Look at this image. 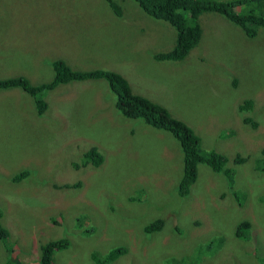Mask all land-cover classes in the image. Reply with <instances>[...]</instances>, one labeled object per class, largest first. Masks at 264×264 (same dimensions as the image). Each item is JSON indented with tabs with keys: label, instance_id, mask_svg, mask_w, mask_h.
Returning a JSON list of instances; mask_svg holds the SVG:
<instances>
[{
	"label": "rangeland",
	"instance_id": "374dc122",
	"mask_svg": "<svg viewBox=\"0 0 264 264\" xmlns=\"http://www.w3.org/2000/svg\"><path fill=\"white\" fill-rule=\"evenodd\" d=\"M109 2L0 0V79L47 83L53 60L113 71L188 126L202 153L222 155L232 184L197 164L188 194L177 196V142L120 115L103 80L46 92L41 115L19 89L0 90V264H36L39 246L60 238L68 246L52 264H94L92 254L118 247L110 264H264V30L246 37L203 13L185 58L156 61L174 30L131 0ZM243 100L250 112L238 109ZM92 147L98 167L83 159ZM155 220L161 228L144 231ZM241 222L247 239L234 236Z\"/></svg>",
	"mask_w": 264,
	"mask_h": 264
},
{
	"label": "trees",
	"instance_id": "16d2710c",
	"mask_svg": "<svg viewBox=\"0 0 264 264\" xmlns=\"http://www.w3.org/2000/svg\"><path fill=\"white\" fill-rule=\"evenodd\" d=\"M142 10L143 14L169 25L175 32L174 44L171 50L156 54V61H180L188 54L200 38L201 30L198 17L203 13H213L223 17L232 25L238 27L246 37H254L258 29L264 30V1L263 0H131ZM109 2V0H108ZM110 3V2H109ZM118 14L114 4H110ZM52 79L47 83L33 85L23 76H14L0 79V90L19 89L32 100L35 113L41 115L46 109L44 94L59 85L71 82L103 80L110 93L113 94L114 108L126 119L141 120L146 126L170 134L177 142L181 153V175L176 185L177 196L188 194L189 188L196 177L197 164L207 166L214 173H222L229 185L232 184L231 170L225 169V158L214 152L202 153L199 150V140L180 120L172 117L160 105L150 102L142 96L131 92L126 80L113 71L100 69L77 71L71 69L62 60H53L49 63ZM239 110L250 112L251 100H243ZM249 123V119H243ZM83 159L97 167L102 162V156L92 147L84 153ZM241 160L234 159L237 163ZM242 162V161H241ZM240 162V163H241ZM13 182L19 178H12ZM162 221L155 220L145 226L144 231L154 232L161 228ZM234 236L240 239L248 238V224L239 223ZM8 232L0 225V242L3 244ZM7 254L11 253L8 246L2 245ZM66 238L48 241L39 246V256L36 264H52V254L55 251L67 248ZM125 251L118 247L101 256L91 255L94 264H110Z\"/></svg>",
	"mask_w": 264,
	"mask_h": 264
},
{
	"label": "crops",
	"instance_id": "0c3cea01",
	"mask_svg": "<svg viewBox=\"0 0 264 264\" xmlns=\"http://www.w3.org/2000/svg\"><path fill=\"white\" fill-rule=\"evenodd\" d=\"M97 167H98V166H97ZM72 186H74V185H72ZM10 255H11V258H14V256H13V254H12V253H11Z\"/></svg>",
	"mask_w": 264,
	"mask_h": 264
}]
</instances>
